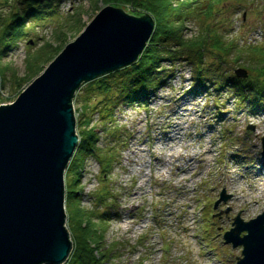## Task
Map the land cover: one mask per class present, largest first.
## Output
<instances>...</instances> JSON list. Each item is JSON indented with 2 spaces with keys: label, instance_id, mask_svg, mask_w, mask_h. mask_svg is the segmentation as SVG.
Wrapping results in <instances>:
<instances>
[{
  "label": "rangeland",
  "instance_id": "1",
  "mask_svg": "<svg viewBox=\"0 0 264 264\" xmlns=\"http://www.w3.org/2000/svg\"><path fill=\"white\" fill-rule=\"evenodd\" d=\"M107 4L132 13L130 5H116L114 0H63L60 9L63 13L78 11L84 27ZM7 10L8 5L0 0V13ZM225 10L233 35L246 42L264 41V0ZM82 28L68 31L59 43L51 37L49 25L36 27L34 33L9 48L0 57V104L13 101L35 77L17 84L27 72L26 50L34 51L47 41L53 46L58 44L60 51ZM194 30V25L188 24L186 34ZM190 74L189 67L179 66L167 84L148 99L146 107L118 103L110 120L102 119L96 111L90 114L98 146L125 141L117 146L108 175L116 197L111 200L114 211L103 240L116 244L112 251L115 254L102 264H235L241 246L225 243L223 231L229 229L237 212L248 220L264 210V203H260L263 197L258 198V183L264 180L260 141L264 136V110L237 106L224 94L218 98L210 91L186 93ZM96 102L97 97L90 98L91 104ZM80 104L72 102L77 120L84 117ZM217 107L220 112H216ZM105 122L108 131L118 126V137L101 128ZM75 133L79 139L76 127ZM100 175L98 160L87 157L79 176L81 206L93 208ZM67 179L69 175L64 177V186ZM223 187L230 197L213 209ZM207 201L211 212L201 218L200 209ZM66 209L65 225L73 246Z\"/></svg>",
  "mask_w": 264,
  "mask_h": 264
},
{
  "label": "trees",
  "instance_id": "2",
  "mask_svg": "<svg viewBox=\"0 0 264 264\" xmlns=\"http://www.w3.org/2000/svg\"><path fill=\"white\" fill-rule=\"evenodd\" d=\"M2 1L8 5V10L0 13V57L17 41L34 33L32 31L36 27L49 25L51 37L59 43L65 40L68 31H79L83 27L78 11H61L63 0ZM251 1L114 0L116 5H130L133 16L150 13L154 28L133 63L83 82L73 96V101L81 102L80 113L84 117L76 119L79 141L64 173L65 178L69 175L65 184V206L73 246L63 264H102L115 254L112 251L116 244L103 240L114 211L115 203L111 200L116 197L108 175L117 155L116 148L125 141L119 140L120 144L108 147L98 146L96 128L90 125L92 112L96 111L102 119L110 120L118 103L146 107L149 97L157 88L167 84L181 65L189 67L190 92L210 91L213 97L218 98L224 94L227 99L231 97L237 106L252 111L264 110V42L241 41L239 36L230 32V18L225 13L226 8L248 6ZM188 24L195 27L190 35L186 34ZM59 49L58 44L53 46L46 41L34 51L26 50L27 72L17 84L36 76L43 69L41 66L49 62ZM243 65L250 71L249 76L238 78L234 67ZM79 90L80 95L77 93ZM93 96L97 97V102L91 104ZM217 108L216 112H220ZM108 126L105 122L101 128L118 137V126L115 125L116 130L111 128L109 131ZM90 156L100 164L101 185L93 193V208H86L80 204L79 176L84 160ZM202 211L209 213V203Z\"/></svg>",
  "mask_w": 264,
  "mask_h": 264
},
{
  "label": "water",
  "instance_id": "3",
  "mask_svg": "<svg viewBox=\"0 0 264 264\" xmlns=\"http://www.w3.org/2000/svg\"><path fill=\"white\" fill-rule=\"evenodd\" d=\"M153 28L146 12L104 5L13 101L0 104V264L67 259L64 173L78 142L73 96L83 82L133 63ZM261 146L264 153V136ZM229 197L223 188L214 207ZM223 237L243 247L236 264H264V211L248 221L237 213Z\"/></svg>",
  "mask_w": 264,
  "mask_h": 264
},
{
  "label": "bare ground",
  "instance_id": "4",
  "mask_svg": "<svg viewBox=\"0 0 264 264\" xmlns=\"http://www.w3.org/2000/svg\"><path fill=\"white\" fill-rule=\"evenodd\" d=\"M258 186H259V189H260V197H263L261 200H260V203L263 204L264 203V180H261L259 183H258Z\"/></svg>",
  "mask_w": 264,
  "mask_h": 264
}]
</instances>
